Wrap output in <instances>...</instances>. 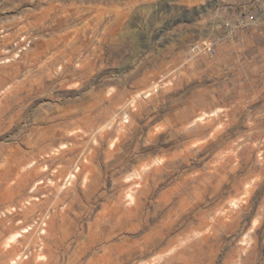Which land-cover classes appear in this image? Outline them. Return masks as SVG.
Listing matches in <instances>:
<instances>
[{
    "label": "rangeland",
    "instance_id": "374dc122",
    "mask_svg": "<svg viewBox=\"0 0 264 264\" xmlns=\"http://www.w3.org/2000/svg\"><path fill=\"white\" fill-rule=\"evenodd\" d=\"M231 1L0 0V264H264V17Z\"/></svg>",
    "mask_w": 264,
    "mask_h": 264
},
{
    "label": "built area",
    "instance_id": "2783aa9c",
    "mask_svg": "<svg viewBox=\"0 0 264 264\" xmlns=\"http://www.w3.org/2000/svg\"><path fill=\"white\" fill-rule=\"evenodd\" d=\"M237 20V26L240 28H248L257 23L264 17V0H252ZM216 45L213 41L200 42L192 45L189 50V57H197L199 55H213Z\"/></svg>",
    "mask_w": 264,
    "mask_h": 264
},
{
    "label": "bare ground",
    "instance_id": "6f19581e",
    "mask_svg": "<svg viewBox=\"0 0 264 264\" xmlns=\"http://www.w3.org/2000/svg\"><path fill=\"white\" fill-rule=\"evenodd\" d=\"M68 1H71V0H68ZM80 10H84L85 12L89 13L88 12L89 8L87 6H80V7L75 6V7H70V8H64V6H52L51 4H49V8L44 10L42 13H40V15L42 17H46V16H49L48 12L53 11L55 16H60L61 19H63L64 21H69V20H76L77 19L76 14L79 13ZM89 19H90V17H88L85 21H87ZM80 30H82L83 32H87L89 30V23L87 22L86 24H84L80 28ZM77 32H78V30H75L74 33H77Z\"/></svg>",
    "mask_w": 264,
    "mask_h": 264
},
{
    "label": "water",
    "instance_id": "95a60500",
    "mask_svg": "<svg viewBox=\"0 0 264 264\" xmlns=\"http://www.w3.org/2000/svg\"><path fill=\"white\" fill-rule=\"evenodd\" d=\"M213 3H211L210 5H212ZM192 21V19H184V20H182V18L181 17H179V18H177V19H175L174 20V22H173V26H175V25H178V24H180L181 22H183V23H190ZM165 29H167V27H165Z\"/></svg>",
    "mask_w": 264,
    "mask_h": 264
},
{
    "label": "crops",
    "instance_id": "0c3cea01",
    "mask_svg": "<svg viewBox=\"0 0 264 264\" xmlns=\"http://www.w3.org/2000/svg\"><path fill=\"white\" fill-rule=\"evenodd\" d=\"M225 1H226V0H225ZM232 1H235V0H232ZM232 1H231V2H232ZM227 2H230V0H227Z\"/></svg>",
    "mask_w": 264,
    "mask_h": 264
}]
</instances>
